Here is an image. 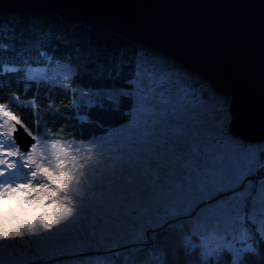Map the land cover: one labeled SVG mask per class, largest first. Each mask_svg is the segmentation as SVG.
Segmentation results:
<instances>
[{"label": "snow or ice", "instance_id": "obj_1", "mask_svg": "<svg viewBox=\"0 0 264 264\" xmlns=\"http://www.w3.org/2000/svg\"><path fill=\"white\" fill-rule=\"evenodd\" d=\"M26 28L24 45L50 50L31 78L64 92L49 116L119 119L79 141L45 132L21 145L0 131V264H149L152 248L160 264H264V132L239 130L264 124L251 22H176L172 51L108 48L35 18ZM129 221L134 239L120 243Z\"/></svg>", "mask_w": 264, "mask_h": 264}, {"label": "water", "instance_id": "obj_2", "mask_svg": "<svg viewBox=\"0 0 264 264\" xmlns=\"http://www.w3.org/2000/svg\"><path fill=\"white\" fill-rule=\"evenodd\" d=\"M1 13L58 15L96 30L115 33L152 49L172 51L176 22L221 25L243 19L251 22L247 45L257 68L264 58V0H0ZM245 135L259 137L264 124L248 118L239 125ZM13 136L21 145L35 137L22 123ZM32 145H29V151Z\"/></svg>", "mask_w": 264, "mask_h": 264}, {"label": "trees", "instance_id": "obj_3", "mask_svg": "<svg viewBox=\"0 0 264 264\" xmlns=\"http://www.w3.org/2000/svg\"><path fill=\"white\" fill-rule=\"evenodd\" d=\"M0 17L3 18L6 26L5 29L0 30V104L8 106L28 131L38 136L48 132L52 137L59 135L62 139L79 141L86 137L102 135V125L114 124L119 119V114H107L82 126L73 113H68L67 119L64 118V113H59L54 118L49 116V108L59 109L64 103L63 89L54 87V83L27 78L21 65L45 62L50 50L46 49L43 56L37 55L36 48L29 49L24 45L20 39V30L24 29L23 37L28 38L26 26L35 18L64 35L95 41L108 48L134 49L140 44L114 31L96 30L83 23L65 21L58 15L1 13ZM13 27L17 32L10 38L7 32ZM53 100L56 101L54 104L51 103ZM45 119L48 121L47 125L41 124L37 128L38 121ZM159 253V248H152L146 249L144 255L149 264H160L162 257ZM117 264H123L122 257L117 260Z\"/></svg>", "mask_w": 264, "mask_h": 264}, {"label": "rangeland", "instance_id": "obj_4", "mask_svg": "<svg viewBox=\"0 0 264 264\" xmlns=\"http://www.w3.org/2000/svg\"><path fill=\"white\" fill-rule=\"evenodd\" d=\"M42 64V63H41ZM32 65L35 64H30V63H25L23 65H21V68L24 70L25 72V76L29 79H32L31 77L33 76V68ZM46 75H48L49 77L53 76L54 74L51 71H48L47 73H45ZM59 78H57L56 80L54 79H48L46 82L49 83H54L56 84ZM37 81H43V80H38V79H34ZM68 86V85H65ZM17 123H21L10 111L9 107L6 105H1L0 104V131L3 132L4 136L6 137V139H11L13 136V131L16 129V124ZM35 137H42V136H38V135H34ZM100 136V135H99ZM56 139V137H52L49 136V142H52ZM60 140H63L65 142L69 141V139H62L59 138ZM37 143H39V141L37 140ZM35 151L34 146H32L30 153ZM98 150L93 149V155L95 156ZM108 155V152H105V156ZM47 158V157H46ZM110 170V166L107 165V163L105 162L104 165L100 168V172L102 173H107ZM160 209L158 208H154L151 209L150 212H156L159 211ZM141 221L136 220L135 223L139 224ZM129 227L125 230L122 228V226H117L115 231H117L119 233V236L117 237V241L120 243H130L133 239H134V235H133V228L131 227L132 221L128 222Z\"/></svg>", "mask_w": 264, "mask_h": 264}]
</instances>
